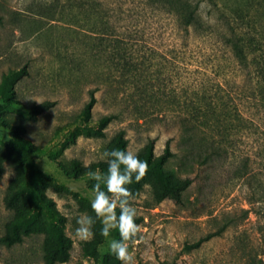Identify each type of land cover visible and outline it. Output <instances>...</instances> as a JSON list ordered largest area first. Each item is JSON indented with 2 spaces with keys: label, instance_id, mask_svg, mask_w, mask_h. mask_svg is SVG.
<instances>
[{
  "label": "rangeland",
  "instance_id": "rangeland-1",
  "mask_svg": "<svg viewBox=\"0 0 264 264\" xmlns=\"http://www.w3.org/2000/svg\"><path fill=\"white\" fill-rule=\"evenodd\" d=\"M165 1L0 0V145L7 147L19 124L36 145L20 190L61 225L41 198L45 189L66 217L73 246L70 258L56 264H121L109 250L111 240H120L118 229L95 253L75 236L97 181L87 168L73 174L71 164L106 160L122 129L136 155L151 139L161 154L171 140L175 154L165 167L194 178L181 203L157 202L150 184L133 196L140 229L129 242L134 264H264V125L246 120L245 80L227 42L250 33L264 41V0H171L176 9L197 7L202 25L189 28ZM117 36L125 38L122 49ZM96 87L90 123L116 114L103 137L80 133L77 118ZM47 99L56 104L38 119L22 110ZM249 155L253 181L241 174ZM5 166L0 236L14 216L5 197L15 168ZM101 189L107 191L103 182ZM44 242L45 233H33L13 246L0 244V264H47Z\"/></svg>",
  "mask_w": 264,
  "mask_h": 264
},
{
  "label": "trees",
  "instance_id": "trees-1",
  "mask_svg": "<svg viewBox=\"0 0 264 264\" xmlns=\"http://www.w3.org/2000/svg\"><path fill=\"white\" fill-rule=\"evenodd\" d=\"M165 6L169 12L175 13L177 18L189 28L190 26L202 25V19L198 14L197 7L186 9L181 7L176 9L171 0L165 1ZM0 17V22H1ZM248 36H228L227 42L231 46L234 56L241 66V72L244 77V82L247 90L246 100L243 103L244 109L248 114L246 118L249 125H264V41L258 35L250 33ZM117 46L122 49V43L125 38L121 36L115 37ZM121 54V51H119ZM99 87L91 90V98L85 104L83 110L78 115V120L81 121L79 125V132L88 136L103 137L105 136L104 129L116 117V114H108L99 118L97 125L90 123L92 110L98 100L96 92ZM55 100H44L40 103L22 104V110L31 119H38L39 115L55 106ZM244 110V111H245ZM16 133L9 141L7 147L0 145V179L3 177L6 166L5 162L9 161L15 168V175L11 178L8 191L5 197L6 206L14 211V216L7 221V231L0 236V244L6 246H13L16 243L23 242L26 236L33 233H45V259L47 264H56L60 261H67L71 255V248L73 246V239L66 234L64 223L65 215L59 212L56 206V201L46 195L45 189L41 190V198L49 204L53 210V216L60 220L61 225L57 222L44 218L38 208L26 198L20 187L25 178V166L29 157L36 151V145L32 140L25 137V127L21 124L16 125ZM75 139V137H74ZM113 149H120L128 151V139L126 131L120 130L114 137L109 151ZM171 147V140H168L167 146L163 153H155V139H151L145 148L137 155L140 160L148 163V171L146 176L136 183L133 178V183L126 187L133 193V196H138L146 184H150L153 188L155 200L161 202L167 198H172L181 203L184 198V193L194 182L192 176H180L174 171L165 167L169 159L174 155ZM251 155L246 161V168L242 171L243 176H247L250 181L256 176L255 172L247 170L250 164ZM71 172L78 174L80 171L86 169L89 171L100 170L103 175H106L108 164L106 160H101L92 163L91 166L85 167L79 159H74L71 164ZM252 184V183H251ZM47 185H44L46 188ZM57 191H61L62 187L59 183H54ZM258 190V187H257ZM117 213L119 209L117 208ZM90 216H95L90 208ZM139 219H135L137 221ZM102 224L100 220H96L93 230L96 234L92 241L84 244V249L88 253H95L98 246L105 238L100 234ZM221 231L213 232L192 244H188V248L198 247L205 240L210 239ZM111 233V232H110ZM264 253V249H263Z\"/></svg>",
  "mask_w": 264,
  "mask_h": 264
},
{
  "label": "clouds",
  "instance_id": "clouds-1",
  "mask_svg": "<svg viewBox=\"0 0 264 264\" xmlns=\"http://www.w3.org/2000/svg\"><path fill=\"white\" fill-rule=\"evenodd\" d=\"M103 156L108 164L106 175L95 171L87 173L90 179L97 181L93 186L95 195L91 201L95 216L82 213L77 219L75 236L83 242L90 241L94 237L93 226L96 220H100L102 236L109 237L113 229L119 231L120 240L110 241V252L121 264H134L133 255L129 252V242L135 240L140 229L135 222L137 210L132 206L133 193L126 186L133 183V178L139 183L146 176L148 163L140 160L133 152L120 149L105 151ZM101 182L105 184L107 191L101 189Z\"/></svg>",
  "mask_w": 264,
  "mask_h": 264
}]
</instances>
